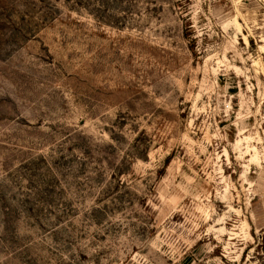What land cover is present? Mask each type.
Instances as JSON below:
<instances>
[{
  "label": "rangeland",
  "instance_id": "374dc122",
  "mask_svg": "<svg viewBox=\"0 0 264 264\" xmlns=\"http://www.w3.org/2000/svg\"><path fill=\"white\" fill-rule=\"evenodd\" d=\"M0 264H264V0H0Z\"/></svg>",
  "mask_w": 264,
  "mask_h": 264
}]
</instances>
